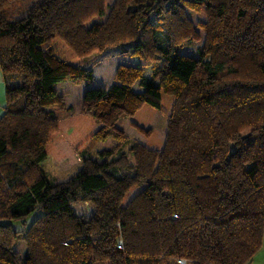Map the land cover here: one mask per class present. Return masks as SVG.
Here are the masks:
<instances>
[{
    "label": "trees",
    "instance_id": "trees-1",
    "mask_svg": "<svg viewBox=\"0 0 264 264\" xmlns=\"http://www.w3.org/2000/svg\"><path fill=\"white\" fill-rule=\"evenodd\" d=\"M11 1L0 0V264H251L264 234V0H114L87 26L103 0H36L21 17ZM183 5L207 17L196 56L181 50L193 29ZM120 44L151 73L119 64L71 112L56 85L88 84L82 57ZM143 109L169 113L161 143ZM121 117L146 137L129 143L132 163L117 143L92 155L93 142L128 141L108 125ZM73 154L81 167L65 180L40 166Z\"/></svg>",
    "mask_w": 264,
    "mask_h": 264
},
{
    "label": "rangeland",
    "instance_id": "rangeland-1",
    "mask_svg": "<svg viewBox=\"0 0 264 264\" xmlns=\"http://www.w3.org/2000/svg\"><path fill=\"white\" fill-rule=\"evenodd\" d=\"M104 1V14L100 17H93L85 23V26L89 25L98 18L103 19L111 10V5L114 0ZM36 0H12L9 6V13L13 17H21L27 13L29 6L35 3ZM184 14L192 22V32L190 44H183L181 50L187 55H197V48L203 43L206 36L204 29L198 25L204 22L207 17L203 11H196L192 7L183 5ZM133 45L120 44L117 46H111L102 48L98 51L89 52L82 57V66L87 68L93 74V79L87 84L83 82L73 83L69 79L58 83L56 85L59 93L63 95L65 107L71 108V112L77 113L81 111L83 106V95L87 86L96 87H108L115 82V69L119 64L136 65L142 68L145 74H150L154 62L145 60L144 58L132 54L131 50ZM133 88L138 90V86L133 84ZM168 112L155 111L149 112L147 109H143L139 114L138 119L144 123H148L150 129H152L153 136H156L161 143L165 137L167 131ZM115 132L117 129H121L125 139L118 141L114 137H109L105 141L93 142L89 147V151L92 155L97 156V153L104 147H112L114 144H119L122 151L126 154V157L130 163L133 161V157L129 152L128 146L131 142H143L145 141V133L131 124L128 117H121L120 119H110L108 124ZM96 125L93 126V129ZM251 129L246 128L238 133L233 139L246 135ZM223 142H230L228 138L222 137ZM40 166L46 172L49 178L56 180H65L75 174L81 167V160L73 154L71 157L62 156L59 158L46 156L41 162ZM75 212L78 215L89 216L93 211L92 204L87 201H78L73 205ZM31 219V218H30ZM29 219V220H30ZM15 227L20 228V224L16 222ZM168 264H185V262L171 261ZM251 264H264V234L262 239V246L253 256Z\"/></svg>",
    "mask_w": 264,
    "mask_h": 264
},
{
    "label": "crops",
    "instance_id": "crops-1",
    "mask_svg": "<svg viewBox=\"0 0 264 264\" xmlns=\"http://www.w3.org/2000/svg\"><path fill=\"white\" fill-rule=\"evenodd\" d=\"M5 104V87L3 77L0 71V115L3 111V106Z\"/></svg>",
    "mask_w": 264,
    "mask_h": 264
}]
</instances>
